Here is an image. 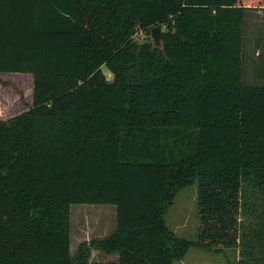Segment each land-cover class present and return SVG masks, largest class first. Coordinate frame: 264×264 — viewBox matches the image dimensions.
<instances>
[{
	"label": "trees",
	"instance_id": "16d2710c",
	"mask_svg": "<svg viewBox=\"0 0 264 264\" xmlns=\"http://www.w3.org/2000/svg\"><path fill=\"white\" fill-rule=\"evenodd\" d=\"M264 0H0V74L34 79L0 121V264H174L190 247L264 264V84H246L244 22ZM165 25L163 51L139 29ZM112 75L110 81L103 69ZM199 182L198 239L165 215ZM113 205L117 230L71 251V206ZM262 207V206H261Z\"/></svg>",
	"mask_w": 264,
	"mask_h": 264
},
{
	"label": "rangeland",
	"instance_id": "374dc122",
	"mask_svg": "<svg viewBox=\"0 0 264 264\" xmlns=\"http://www.w3.org/2000/svg\"><path fill=\"white\" fill-rule=\"evenodd\" d=\"M163 33L169 32L165 25H161ZM134 40L139 45L153 46L152 30L139 29ZM107 78L112 81V75L103 69ZM244 73L243 80L246 84H264V3L260 8L248 9L245 12L244 22ZM34 79L33 76L23 74H0V121L8 120L20 115L33 107L34 104ZM253 202L260 207L253 209L249 215L244 211L243 225H248L252 240L254 231L259 225L264 224V195ZM198 206L199 182L178 190L171 200V205L165 215L166 224L178 238L188 241L198 239ZM262 206V207H261ZM105 208V209H102ZM115 206L105 205H72L73 235L76 239V251L84 243L81 240L105 237L112 233L115 227ZM100 211H104L106 218L105 227L101 220ZM103 226V229H101ZM91 240V241H92ZM100 240V239H96ZM96 250V249H94ZM93 251V250H92ZM242 249H204L196 246L190 247L185 258L174 264H245L248 261L242 254ZM112 255H107L100 250L96 254L91 252L89 264H111L116 261Z\"/></svg>",
	"mask_w": 264,
	"mask_h": 264
},
{
	"label": "crops",
	"instance_id": "0c3cea01",
	"mask_svg": "<svg viewBox=\"0 0 264 264\" xmlns=\"http://www.w3.org/2000/svg\"><path fill=\"white\" fill-rule=\"evenodd\" d=\"M23 75H27V76H32V75H29V74H23ZM105 206H113V205H105ZM116 207V206H115ZM102 209H105V208H102ZM110 209H114V220H115V227H114V230L112 231L111 234L105 236V237H98V238H95L93 240H96V239H100V240H103V239H106L108 238L110 235H112L116 230H117V208L115 210V208H110ZM101 213H104V211H100ZM100 215H103L101 216V220L102 222L100 223H103V226L105 227V221H106V218L104 217L105 213L104 214H100ZM71 226H72V213H71ZM103 226H101V229H103ZM92 239H84V240H81V242H91ZM92 240V241H93ZM76 239L74 238V235H73V229L71 228V251H72V254L75 255V251H76ZM102 252V251H101ZM92 253L96 254V250H93ZM104 253V252H103ZM106 254V253H105ZM107 255H112L114 256L115 258H117L116 261H114L113 263L111 264H114L118 261V253H113V254H107Z\"/></svg>",
	"mask_w": 264,
	"mask_h": 264
},
{
	"label": "water",
	"instance_id": "95a60500",
	"mask_svg": "<svg viewBox=\"0 0 264 264\" xmlns=\"http://www.w3.org/2000/svg\"><path fill=\"white\" fill-rule=\"evenodd\" d=\"M163 30L161 26L152 29L153 48L163 51Z\"/></svg>",
	"mask_w": 264,
	"mask_h": 264
}]
</instances>
